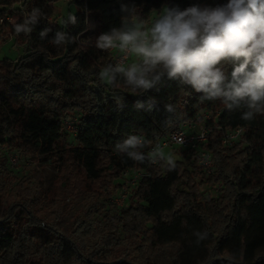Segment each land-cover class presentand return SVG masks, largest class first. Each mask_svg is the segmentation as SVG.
Listing matches in <instances>:
<instances>
[{"label": "trees", "instance_id": "16d2710c", "mask_svg": "<svg viewBox=\"0 0 264 264\" xmlns=\"http://www.w3.org/2000/svg\"><path fill=\"white\" fill-rule=\"evenodd\" d=\"M56 1L0 0L3 17L21 14L22 22L33 7L45 13L30 35H16L7 19L0 25V43L14 37L23 47L15 62L0 58V187L6 199L0 219V264H264L262 253L253 261L247 259L248 238L264 227V114L244 121L243 109L228 111L220 100L200 103L201 93L166 75L139 95L122 83L113 88L99 79V73L113 64L112 50H100L95 43L84 52L76 42L59 47L51 43L57 30L74 37L81 34L86 13L99 14L98 36L120 27L121 3L135 4L139 14L151 20V12L166 6L183 10L228 0H67L68 7L77 9V22L67 27V16L50 20ZM46 27L52 31L41 40L39 32ZM113 95L124 97L122 109ZM150 98L157 103L147 111ZM138 101L145 107L137 108ZM167 103L174 105V114L165 109ZM70 116L76 117L74 134L62 127ZM169 118L172 124L165 126ZM180 120L211 128L206 144L214 161L211 174L204 172L194 153L179 147L171 148L179 150L173 171L163 162L139 164L114 151L116 142L142 133L150 141L142 149L147 153ZM237 127L242 128L237 140L224 144L223 132ZM3 149L29 160L40 154L39 161L57 169L43 197H38L37 184L29 177L12 175ZM125 170L146 175L129 188L127 204L119 207L112 197L125 185ZM217 183L221 190L212 195ZM78 193L85 207L63 233L57 226L62 206ZM197 230L208 232L199 248L194 244ZM120 234L141 263L98 259L100 249L120 243ZM92 241L95 246L90 248Z\"/></svg>", "mask_w": 264, "mask_h": 264}, {"label": "clouds", "instance_id": "9594fccd", "mask_svg": "<svg viewBox=\"0 0 264 264\" xmlns=\"http://www.w3.org/2000/svg\"><path fill=\"white\" fill-rule=\"evenodd\" d=\"M120 27H112L96 38L100 50H118L121 60L134 57L135 62L109 63L99 79L113 88L120 83L132 94L153 89L166 75L180 85H188L202 95L199 102L220 100L228 111L243 109L241 119L252 121L264 114V0H228L215 7L192 5L164 7L151 20L143 18L135 4L121 3ZM45 13L33 7L22 22L14 23L16 35H30ZM77 17L68 13L63 26L75 24ZM51 28L39 32L48 38ZM76 42V37L57 30L51 43L57 47ZM229 68L231 69L229 71ZM158 90V89H157ZM118 108L124 97L113 95ZM155 98L147 101V111L156 106ZM137 108L144 103L137 102ZM175 113L171 103L165 104ZM172 119L165 121L170 126ZM150 141L141 133L129 134L114 145L117 154L143 164L163 162L168 171L177 167L171 154L166 155L156 144L147 153ZM196 245L208 239L207 231H194Z\"/></svg>", "mask_w": 264, "mask_h": 264}, {"label": "rangeland", "instance_id": "374dc122", "mask_svg": "<svg viewBox=\"0 0 264 264\" xmlns=\"http://www.w3.org/2000/svg\"><path fill=\"white\" fill-rule=\"evenodd\" d=\"M53 12L51 15V22H57L58 18L62 20V17L67 16V14L74 13L77 9L74 5H70V9L63 0H57L53 4ZM220 4H216L212 7H215ZM69 9V12L68 10ZM157 13L155 11L151 12V18L154 19ZM10 24L19 23L22 20L21 14H13L6 17ZM100 16L97 13H86V29L81 33L77 34L76 37V44L77 47L82 50L86 51V48L92 46L96 43V38L98 37L99 30H100ZM23 47L19 46L15 43L14 37H10L4 42L0 43V58L3 56L4 58L15 62L17 58L22 54ZM88 61H91L90 58L87 57ZM135 62V58L131 57L130 63ZM2 149V148H1ZM3 151L7 155V167L12 172V175L16 176L17 178L22 177H29L32 181L37 184V193L38 197L41 198L45 194V192L50 188L53 179L56 176L57 169L52 165H46L43 162L39 161L42 156L40 154H35V160L23 159L20 158L14 151ZM166 155L171 154L175 160L179 159V150L165 148L163 149ZM10 155V159H9ZM205 189L204 185L199 186V190L203 191ZM220 192V191H219ZM213 193V192H212ZM5 205L6 199L4 194L1 192L0 187V219L4 217L5 213ZM85 199L83 194L78 193L72 197H68L65 200L64 205L62 206V213L60 215V220L57 223V226L63 233H68L71 226L73 225L74 218L76 215L80 214L81 210L85 207ZM193 228H197V224L192 222ZM123 235H119V239L122 240ZM194 237V244L196 247L199 248V245H196ZM120 240V243L117 244L115 247L109 248H102L99 250V257L98 259H115V258H125L132 263L140 262L138 255L132 250L128 241ZM235 241L233 243L235 244ZM248 242V255L247 259L249 261H253L255 259L256 254L262 253L264 254V227L261 229L255 230L247 240ZM95 246L94 242H90L89 247L93 248ZM186 262L189 260V254L186 253L184 255Z\"/></svg>", "mask_w": 264, "mask_h": 264}, {"label": "built area", "instance_id": "2783aa9c", "mask_svg": "<svg viewBox=\"0 0 264 264\" xmlns=\"http://www.w3.org/2000/svg\"><path fill=\"white\" fill-rule=\"evenodd\" d=\"M6 17L0 16V25L6 20ZM113 64L124 63L127 66L130 63L131 57L121 60L120 57L123 54L119 53L118 50L113 49ZM204 118H209V114H204ZM76 117L70 116L63 121V130L74 134ZM242 132L241 127L234 128L233 130L223 132L222 140L224 144L232 145ZM211 133V128L207 126L204 122L196 123L194 121L180 120L176 126L169 130L165 135L156 139L150 146V150L156 144H159L162 149L179 147L181 149L190 151L194 153L197 157L198 163L204 169L206 174H211L214 170L213 156L210 150L206 148V144ZM10 159V155H9ZM146 173L142 170L128 171L125 170L122 174V179L125 185L117 190V192L112 197V202L116 206H125L128 201L129 188L135 185V183ZM222 184L217 183L212 191V195L219 193Z\"/></svg>", "mask_w": 264, "mask_h": 264}, {"label": "crops", "instance_id": "0c3cea01", "mask_svg": "<svg viewBox=\"0 0 264 264\" xmlns=\"http://www.w3.org/2000/svg\"><path fill=\"white\" fill-rule=\"evenodd\" d=\"M63 1H64L65 3H67V2H68L67 0H63ZM72 5H73V4H72ZM72 5H71V6H72ZM68 8H69V7H68ZM69 9H70V8H69ZM69 9H68V11H69Z\"/></svg>", "mask_w": 264, "mask_h": 264}]
</instances>
